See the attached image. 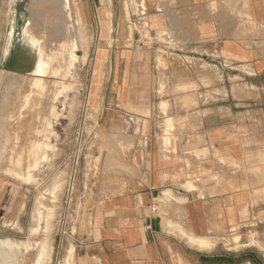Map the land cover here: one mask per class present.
<instances>
[{"label": "crops", "instance_id": "0c3cea01", "mask_svg": "<svg viewBox=\"0 0 264 264\" xmlns=\"http://www.w3.org/2000/svg\"><path fill=\"white\" fill-rule=\"evenodd\" d=\"M59 3L0 0V68L34 45L15 39L34 13L62 20L61 37ZM69 5L75 35L97 42L90 103L107 117L114 183L87 212L75 264H264V0ZM19 213L0 208V252L19 247L2 235ZM36 245L41 264L49 245Z\"/></svg>", "mask_w": 264, "mask_h": 264}, {"label": "rangeland", "instance_id": "374dc122", "mask_svg": "<svg viewBox=\"0 0 264 264\" xmlns=\"http://www.w3.org/2000/svg\"><path fill=\"white\" fill-rule=\"evenodd\" d=\"M59 5L62 11V7L65 6L64 1L60 0ZM40 6L44 5L40 4ZM69 14L71 15L70 8ZM33 16L35 25L33 24V28L27 30L29 35L25 38L22 32H19L15 39L21 42L23 39L34 38L37 44L32 46L21 43L19 48L29 52L12 54V59L15 63L17 62L15 68H0V182L2 184L0 208H20L18 221L9 224L8 227L5 226L7 229L2 233L4 236L14 235V239H18L19 250L2 244L0 264H33L36 253L34 248L42 240L49 245V251L48 257L41 264H64L65 257L68 258L66 261L68 264H75L74 246L76 240L82 239L84 232L82 228L87 212L97 196L113 185L108 175L109 168L105 158L108 141L107 117L94 115L90 103L97 42L91 34L88 38L75 36V48L73 46L72 51L76 53L78 61L69 74L60 79L51 61L44 58L43 50L47 47L45 46L48 45L47 42H52L54 37L62 38V36L51 34L54 31L59 34L64 28V23L47 13H34ZM62 16L65 23H68L66 26L68 30L70 21L66 19L63 11ZM31 33L36 36H32ZM56 45H54L55 49L57 47L56 54L62 55V46H60L61 51L58 49L60 48L58 44ZM3 59L9 60L10 57L7 58L3 54ZM42 63L44 65L42 75L37 76L35 75L37 67L39 68ZM38 79L43 80L42 83L48 86L52 81L61 80L62 88L58 97L51 99V93L46 95L38 93L39 90L33 88L34 81ZM52 84L53 82L50 84L51 87ZM26 93L36 95L33 96L32 103L29 101L27 106L30 107L23 108L24 112H22ZM44 95L46 98L43 97ZM48 97L50 99H47ZM42 98L45 102L40 100ZM38 99L39 105H37ZM46 100H50L48 101L50 103ZM42 103H46L45 106H41ZM47 104L48 107H46ZM49 104L55 108L53 109ZM49 107L53 111H50ZM38 117L39 120L35 121ZM43 117L48 120V146L44 150V161L37 164L38 167L34 165L35 167L27 168L26 163H23L16 170H9L6 151L7 147L15 141L13 136L22 132L20 139L24 136L23 142L20 139L19 142L23 145V152L26 151L23 156L25 160L27 146L32 141H40L43 137V132H38L40 120H43ZM109 140L112 142L114 139L109 138ZM102 180L105 181L102 182ZM246 215L248 217V213ZM246 223L249 225V221ZM228 237L232 238H229L227 242L235 245L240 241L239 235ZM250 241L249 233L244 237L243 242L250 244ZM26 245L32 249H25ZM229 246L233 245L229 244Z\"/></svg>", "mask_w": 264, "mask_h": 264}, {"label": "bare ground", "instance_id": "6f19581e", "mask_svg": "<svg viewBox=\"0 0 264 264\" xmlns=\"http://www.w3.org/2000/svg\"><path fill=\"white\" fill-rule=\"evenodd\" d=\"M64 1V3H65V6H64V8L62 7V11H63V13H64V15H65V17H66V19L67 20H69L70 21V27H69V29H70V31H69V29L68 30H66L65 32H66V34H64V33H62V34H64L65 36H62V34H61V36H62V38H57V39H55V37H54V39L52 40V42H50V41H48L47 43H48V45L46 44L45 46H47V47H45V49L43 50L44 51V58L47 60V61H51V64H52V67H53V69L55 70V72L58 74V76H59V78L60 79H63L67 74H69V72L71 71V68L74 66V64H75V62H76V60H77V56L73 53V51H72V49H73V46H74V48H75V31H74V26H73V23H72V18H71V15L69 14V8H70V6H69V1L68 0H63ZM33 10H34V8H33ZM33 10H32V12H33ZM36 10V9H35ZM42 12V11H41ZM33 16V15H32ZM31 16V17H32ZM36 16V15H35ZM34 17V16H33ZM32 17V18H33ZM31 19V18H30ZM37 20V19H36ZM35 21V20H34ZM30 22V21H29ZM32 22V21H31ZM30 22V23H31ZM33 23V22H32ZM30 25V24H29ZM66 26H68V23H66ZM72 26V27H71ZM22 28V27H21ZM62 32V31H61ZM54 34L55 33H53L52 32V34L51 35H53L54 36ZM63 37H64V39H63ZM44 39V38H43ZM62 39V40H61ZM64 40V41H63ZM32 44H34V46L37 44V42H36V40L34 39V38H31L30 40H29ZM54 41H56V43L54 42ZM56 44H58V46L60 47V46H62V49H63V53H62V55H59V53L58 54H56V52L55 51H57L56 49H57V47H56V49H55V46H57ZM55 45V46H54ZM63 46H64V48H63ZM58 49H60L61 51H62V49H61V47L60 48H58ZM36 50L38 51V48H36ZM58 52H59V50H58ZM61 53V52H60ZM37 57V56H36ZM39 57H40V55H39ZM37 59V58H36ZM40 59V58H39ZM34 63V62H33ZM39 63V62H38ZM48 63H50V62H48ZM34 64H37V63H34ZM23 65H25V64H23ZM44 67V65H43V63L41 64V65H39V68L37 67V70H36V73L37 74H35V75H42L41 74V72H42V68ZM46 67V66H45ZM56 76V75H55ZM43 77V76H42ZM42 81L43 80H37V81H34V84H33V88H37V90H39V91H37L38 93H40V94H45L46 95V93H51L52 94V98H51V95H50V98L51 99H56L57 97H58V95L60 94V91H61V88H62V82H61V80H57V81H52L53 82V86L51 87L50 86V84L52 83V82H50V84H49V86L46 84V83H42ZM45 82V81H44ZM55 83V84H54ZM30 87V86H29ZM28 87V88H29ZM24 90V89H23ZM27 90V89H26ZM32 91H34V89L32 90ZM31 91V92H32ZM28 92V91H27ZM29 92H30V90H29ZM34 93H36V92H34ZM27 94H29V95H27ZM26 96H25V98H24V105H23V107H22V109L23 108H27V107H30V106H27L28 105V103H29V101H31L32 100V98H34L35 97V95L33 94V96H32V93L30 94V93H26L25 94ZM38 95V94H37ZM43 96V97H45L46 98V96ZM39 97H40V95H38ZM42 96V95H41ZM24 97V96H23ZM22 97V98H23ZM36 98H38V97H36ZM49 97L47 98V99H50ZM36 100V99H35ZM40 100H43L44 101V99L42 98V99H40ZM48 101H50V100H48ZM47 100H46V102L47 103H50V102H48ZM33 101H31L30 103H32ZM38 102H39V99H38ZM37 102V105H39L40 104V102L38 103ZM45 102V101H44ZM43 105H41V106H45V104L44 103H42ZM33 104H31V106H32ZM51 104H49V106H50ZM40 106V107H41ZM52 106V105H51ZM50 106V107H51ZM46 107H48V104H47V106ZM49 107V109H51ZM21 108V107H20ZM37 108V107H36ZM52 108L54 109L55 107L54 106H52ZM29 109V108H28ZM38 109V108H37ZM45 109V108H44ZM47 109V108H46ZM48 109V110H49ZM20 110V109H19ZM27 109H25V111H26ZM50 111H53L52 109L50 110ZM20 112V111H19ZM22 112H24V109H23V111ZM27 112V111H26ZM44 112V111H43ZM42 112V113H43ZM52 113V112H51ZM54 113V112H53ZM28 114H29V112H28ZM31 114H33V113H31ZM46 114H47V112H46ZM50 114V113H49ZM57 114V113H56ZM21 115H23V114H21ZM36 115H37V113H36ZM44 115V114H43ZM40 117H42L41 115H40ZM21 118V117H20ZM46 118V117H45ZM123 118V117H122ZM29 119V118H28ZM43 120H40V128L38 129V132H43V137H42V139L40 140V141H37L35 138H32V139H34V140H36V142L34 141H32L31 143H30V145L29 146H27V155H26V159L24 160L23 159V156H24V154H25V152H23L24 150L22 149L23 148V145L22 144H20L21 142H19V139H20V134H22V132L19 134V131H17L18 132V134L19 135H17V136H13L14 138H15V141H17V142H15L14 141V139H13V144H11V145H9L7 148V151H6V158L8 159L7 160V162H8V169L9 170H11V171H14V170H16V168H19V167H21L22 165H23V163H26V165H27V168H29L30 166L32 167V166H34V165H36V167H38L37 166V164H41L43 161H44V159H45V149H46V147L48 146V134H47V130H48V128H47V126H48V120H46V119H44V117L42 118ZM39 120V117H38V119L37 120H35V121H38ZM119 120V119H118ZM123 120V119H122ZM34 121V122H35ZM115 121V120H114ZM118 122H120V121H118ZM118 122H114V123H118ZM122 122V121H121ZM32 123V122H31ZM30 123V124H31ZM114 123H113V125H114ZM119 124V123H118ZM36 125L37 126H39V124L38 123H36ZM121 125V124H120ZM123 126V125H122ZM136 126V125H135ZM118 127V126H117ZM125 127V126H124ZM38 128V127H37ZM134 129H135V127H134ZM133 129V130H134ZM20 130V129H19ZM129 131H131V130H129ZM119 132V131H118ZM15 135V134H14ZM23 138H24V136H22ZM21 137V138H22ZM23 138L22 139H20L21 141L23 140ZM30 138V137H29ZM116 138V137H115ZM132 138H134V136L132 137ZM28 139V138H27ZM31 139V138H30ZM29 139V140H30ZM121 139V138H120ZM119 140V139H118ZM23 142V141H22ZM11 143H12V141H11ZM25 149V148H24ZM111 158V157H110ZM25 161V162H24ZM108 163V162H107ZM113 164V163H112ZM6 165V164H5ZM6 165V166H7ZM110 166V165H109ZM35 167V166H34ZM108 167V166H107ZM5 169H7V168H5ZM7 169V170H8ZM22 170H23V168H21ZM19 170V169H18ZM10 171V172H11ZM107 171V170H106ZM105 171V172H106ZM30 175V174H29ZM105 175V174H104ZM105 178V177H104ZM112 179V178H111ZM103 181H105V180H102V182ZM107 182V181H106ZM108 183H110V182H108ZM112 183V182H111ZM110 183V184H111ZM104 184V183H103ZM107 184V183H106ZM106 184H104V185H106ZM114 184V183H113ZM111 188H113L112 186H110ZM184 218V217H183ZM6 245V244H5ZM202 245V244H201ZM14 246V245H13ZM236 247V246H235ZM17 248V247H16ZM19 250V249H18ZM14 252V251H13ZM16 255H18V253L16 254ZM37 256V255H36ZM18 257V256H17ZM36 258V257H35ZM34 259V258H33ZM31 261V260H30ZM27 263V262H26ZM33 264H34V262H33Z\"/></svg>", "mask_w": 264, "mask_h": 264}, {"label": "built area", "instance_id": "2783aa9c", "mask_svg": "<svg viewBox=\"0 0 264 264\" xmlns=\"http://www.w3.org/2000/svg\"><path fill=\"white\" fill-rule=\"evenodd\" d=\"M152 209L154 210L155 208H154V207H152Z\"/></svg>", "mask_w": 264, "mask_h": 264}]
</instances>
